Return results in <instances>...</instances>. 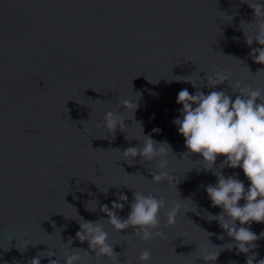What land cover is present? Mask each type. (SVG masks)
<instances>
[{
	"label": "water",
	"instance_id": "water-1",
	"mask_svg": "<svg viewBox=\"0 0 264 264\" xmlns=\"http://www.w3.org/2000/svg\"><path fill=\"white\" fill-rule=\"evenodd\" d=\"M254 19L246 0H0V264H30L50 246L62 257L69 237L70 247L95 255L88 241L76 237L79 220L107 218L100 206L111 208L120 192L129 197L117 209L126 218L134 188L165 198L169 206L187 200L174 225L166 224L167 208L161 209L164 238L143 241L131 226L120 232L101 220L120 264H144V248L152 251L148 264H247L253 252L256 261L264 259V236L245 253L229 245L234 238L218 220L207 218V212L222 211L206 191L217 176L204 169L200 154L187 153L173 123L181 115L178 92L197 90L175 80L177 75L197 70L187 78L198 81L201 69L223 68L233 81L264 88V64L249 55L264 45H249L241 28L242 21ZM200 76L205 93L239 94L228 81L209 87L203 70ZM126 97L139 103L135 119L132 109L120 107ZM110 109L132 118L125 120L127 128L104 127ZM142 126L145 134L171 144L168 168L179 180L152 181L155 162L141 164L139 155L132 164L124 160L121 151L146 139ZM156 127L161 131L154 132ZM221 171L239 172L246 187L250 183L242 168ZM92 199L98 201L95 211L86 207ZM249 226L264 232V221ZM25 240L37 244L22 249ZM206 248H221L214 262L201 257ZM56 258L42 256L41 264ZM91 260L113 264L103 257Z\"/></svg>",
	"mask_w": 264,
	"mask_h": 264
},
{
	"label": "clouds",
	"instance_id": "clouds-1",
	"mask_svg": "<svg viewBox=\"0 0 264 264\" xmlns=\"http://www.w3.org/2000/svg\"><path fill=\"white\" fill-rule=\"evenodd\" d=\"M246 2L254 9L255 15V19L251 22H241L247 43L251 45L253 41H258L260 45H264V0H251V2L246 0ZM226 16L233 19V16ZM242 24L252 25L251 30L246 31ZM249 55L255 61L264 64V47L252 48ZM201 70L206 74L209 87L228 81L233 92L239 94L233 98L226 89H214L205 93L200 88V85L205 84V78L200 76ZM201 70L198 73V81L187 78L197 70L187 76H175L177 81L191 82L197 90L193 93L188 88H183L178 92L177 102L182 104V108L178 111L181 115L174 117L173 123L178 125L179 133L185 137L187 153L200 154L202 159L198 161L203 162L204 169L213 171L217 176L215 183L206 185V191L212 205L220 206L222 211L218 214L207 212V218L218 220L220 226L234 238L229 244L231 247L235 244L239 251L248 253L250 249L257 247L254 242L264 236V232L257 234L249 226L253 221H264V88H253L241 80L233 81L229 72L223 68H215L211 72ZM172 80L168 79L169 82ZM120 107L132 109L135 119V110L139 107V103L137 99L126 97L120 101ZM127 118L131 117H125L122 112L110 109L104 114V127L110 132H115L117 127L122 130L128 127L125 124ZM140 123L142 125V122ZM153 131L158 132L161 129L156 127ZM143 135L146 139L139 146H129L121 151L126 158L124 160L132 164L135 162L134 158L139 155L141 164L147 161L151 165L155 162L156 169L152 170V179H150L152 181L179 180V177H176V174L170 172L168 168L169 150L173 152L171 144L166 140H155L151 134H145L144 128ZM219 155H223V159L219 168H216ZM225 167L242 168L244 175L250 181L247 187L245 181L239 178V172L226 175L221 171ZM125 172L128 173L126 170ZM108 186L102 188L105 193L109 190ZM134 189V200L131 202L130 212L126 218H122L117 212V209L122 210L125 207L124 202L129 200L124 192L116 194L118 199L112 201L111 208L107 203L100 206V210L107 214V218L86 220L80 216L82 222L79 220L80 229L76 237L82 242L88 241L89 248L94 250L95 255L87 249L70 247L72 238L69 237L67 243L63 242L67 250L62 257L53 250L56 249L55 247L50 246L46 252L41 251L33 257L30 264H41V257L45 255L57 257L50 259L49 264H92V256L103 257L111 260L113 264H120L119 253L114 251L115 244L110 242V234L100 222L101 220H107L120 232L131 226L134 235L143 241H149L154 236L164 238L166 233L161 227V209L167 208L166 224L174 225L183 202L187 199H179L169 206L163 197L152 192ZM242 198L244 202L240 203ZM93 201H95V207H89V203ZM97 203L96 199H92L88 201L86 207L95 211ZM190 209L188 208L185 213ZM220 236L223 238V233ZM13 237L15 236H12L10 240ZM29 244L37 243L25 240L21 248L26 249ZM220 251L221 248L218 252L206 248L201 257L205 261L214 262ZM257 255L258 253L253 252L248 256L247 264H264V259L259 261L254 259ZM151 257L150 248H144L139 254V260L144 264H148Z\"/></svg>",
	"mask_w": 264,
	"mask_h": 264
}]
</instances>
